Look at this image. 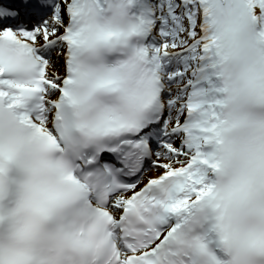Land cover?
Wrapping results in <instances>:
<instances>
[{
	"label": "snow or ice",
	"instance_id": "1",
	"mask_svg": "<svg viewBox=\"0 0 264 264\" xmlns=\"http://www.w3.org/2000/svg\"><path fill=\"white\" fill-rule=\"evenodd\" d=\"M0 264H264V0H0Z\"/></svg>",
	"mask_w": 264,
	"mask_h": 264
}]
</instances>
